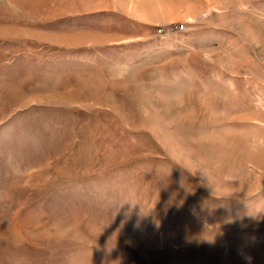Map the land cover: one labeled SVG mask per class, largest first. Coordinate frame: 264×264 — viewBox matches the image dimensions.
<instances>
[{
    "label": "rangeland",
    "instance_id": "obj_1",
    "mask_svg": "<svg viewBox=\"0 0 264 264\" xmlns=\"http://www.w3.org/2000/svg\"><path fill=\"white\" fill-rule=\"evenodd\" d=\"M0 264H264V0H0Z\"/></svg>",
    "mask_w": 264,
    "mask_h": 264
}]
</instances>
